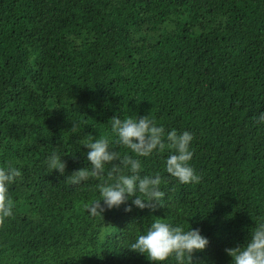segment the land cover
Here are the masks:
<instances>
[{
	"label": "trees",
	"instance_id": "trees-1",
	"mask_svg": "<svg viewBox=\"0 0 264 264\" xmlns=\"http://www.w3.org/2000/svg\"><path fill=\"white\" fill-rule=\"evenodd\" d=\"M260 112L264 0H0V167L21 172L0 264H153L128 246L154 218L207 237L194 264H230L225 249L264 219ZM114 114L193 133L200 181L176 182L154 153L142 175H161L163 206L89 216L99 181L71 174L89 135L114 139Z\"/></svg>",
	"mask_w": 264,
	"mask_h": 264
},
{
	"label": "clouds",
	"instance_id": "clouds-1",
	"mask_svg": "<svg viewBox=\"0 0 264 264\" xmlns=\"http://www.w3.org/2000/svg\"><path fill=\"white\" fill-rule=\"evenodd\" d=\"M110 121L114 139L89 135L80 143L88 150L87 166L71 174L74 184L90 178L99 181L95 185L98 198L85 206L89 216L103 217L106 210L119 209L122 205L125 212L131 211L133 206L139 209L163 206L165 193L161 189V175H142L140 158H149L154 153L167 150L163 170L176 182L192 184L200 181V176L190 164L193 133L175 128L166 131L162 124H157L148 115H130L122 119L114 114ZM256 122L264 124V112L259 113ZM116 145L123 146L128 152L122 155L115 150ZM61 157L53 150L46 157L47 168L63 174L65 163ZM20 176V169L11 163L0 167V224L13 215L15 204L9 187ZM207 244L208 239L199 228L188 227L185 230L182 225L154 218L146 232L137 235L128 248L146 256L153 264H194L193 253L204 250ZM225 252L231 257L230 264H264V219L256 221L243 244L227 248Z\"/></svg>",
	"mask_w": 264,
	"mask_h": 264
}]
</instances>
